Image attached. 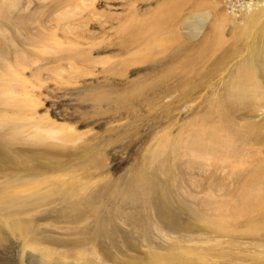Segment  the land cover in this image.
Instances as JSON below:
<instances>
[{
  "label": "rangeland",
  "instance_id": "obj_1",
  "mask_svg": "<svg viewBox=\"0 0 264 264\" xmlns=\"http://www.w3.org/2000/svg\"><path fill=\"white\" fill-rule=\"evenodd\" d=\"M0 264H264V0H0Z\"/></svg>",
  "mask_w": 264,
  "mask_h": 264
},
{
  "label": "bare ground",
  "instance_id": "obj_2",
  "mask_svg": "<svg viewBox=\"0 0 264 264\" xmlns=\"http://www.w3.org/2000/svg\"><path fill=\"white\" fill-rule=\"evenodd\" d=\"M63 128L59 125H53V124H47L46 125V132H48L49 134H56L59 131H61ZM59 134V133H58Z\"/></svg>",
  "mask_w": 264,
  "mask_h": 264
}]
</instances>
